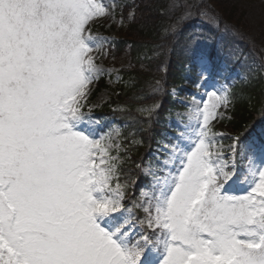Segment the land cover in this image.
<instances>
[{
	"label": "snow or ice",
	"instance_id": "obj_1",
	"mask_svg": "<svg viewBox=\"0 0 264 264\" xmlns=\"http://www.w3.org/2000/svg\"><path fill=\"white\" fill-rule=\"evenodd\" d=\"M175 7L185 11L165 35L197 11L208 15L199 0ZM116 8L0 0V264H264V145L236 136L226 153L217 144L224 134L212 121L226 117L235 94L203 54L195 88H211L208 99L201 107L193 96L187 113L177 112L185 131L165 145L161 168L145 170L151 190L126 205L128 182L111 154L119 129L99 133L87 105L89 85L105 71L93 53L114 44L92 25L116 22ZM162 90L157 80L153 92ZM158 108L139 111L151 117Z\"/></svg>",
	"mask_w": 264,
	"mask_h": 264
},
{
	"label": "rangeland",
	"instance_id": "obj_2",
	"mask_svg": "<svg viewBox=\"0 0 264 264\" xmlns=\"http://www.w3.org/2000/svg\"><path fill=\"white\" fill-rule=\"evenodd\" d=\"M152 1H155V2L159 1L160 2L161 0H104V3H106L109 6H111L113 3H115L117 5L116 22H112L111 20L97 22L96 24L92 25L91 30H92L93 34H98L101 36H108V37H112V38L116 39L117 35H119V33L121 32L122 35L125 36L126 33H128L129 25L133 21V19L132 20L128 19V14L133 11V7L135 8V4L136 3L138 4L137 10L146 11L147 9H149V5L152 3ZM165 1L169 2V11L171 12V14L169 16H173L177 20L183 14V12L185 11V8L184 7H175V8H171V10H170L171 5H173V4H176V5L190 4V2L193 0H165ZM209 1H210V4L214 5L216 8H217L216 5H221V4L224 5V6H220L222 9L226 10L228 8H232V5L228 4V2L231 3L230 0H209ZM234 1L244 3V7H243L245 9L244 12H246V8L248 7L247 13L250 16V19H252V21L255 25V28L257 29L259 27L260 30H262L263 26H264V16H262V7H264V6H261L259 4L258 0H234ZM232 2H233V0H232ZM233 3H235V2H233ZM126 4H128V5H126ZM121 5L123 6L122 8L120 7ZM161 5L165 6L164 1L161 2ZM235 5L237 6L238 3L237 4L235 3ZM253 9H256V11L259 12L257 14V16H256V14L252 13ZM121 15L124 18L123 24L119 23ZM143 15H144V13H143ZM162 16L165 18V19L161 20V22L163 23V29H165L169 25L176 22L175 20H168L167 21V16H165L163 13H162ZM198 17L203 18L197 12V14L193 17L194 21H190L188 19V20H185V21H187L186 23H182V24H181V22H184V21H181L179 23V27L176 28L177 34L184 32L183 31L184 28H187L185 31V33H186L187 31H189V27H190L191 31L196 32L195 38L197 39L199 37V32L200 31H206V29H207L206 22H203L201 20H199V22H196ZM183 24H184V26L181 27V25H183ZM208 24L212 25L213 27L216 26L214 21H211ZM201 26H203V28H201ZM130 32H131V30H130ZM223 33H225V32H223ZM155 35H158L157 39L161 42L162 33L158 32V34H155ZM217 35H218L216 37L217 41H222L225 38V36L220 32H218ZM253 36H255V35L253 34ZM167 38L165 39V43L167 41ZM204 41H205V39H203L202 42L199 43V45H198V47L201 50L204 47H207V45L204 44ZM93 55L96 58V63L105 69L106 74L114 73V77L116 78L117 81L123 80V78L120 79V77H121L120 73L122 70H127V67H128V62H129L128 48H123L121 52L114 53L113 45L107 44L103 48H101L99 50V52L94 51ZM222 67H223V65H222ZM107 84L108 85L104 90L101 89L99 91L98 95L96 94V98L91 102L92 106L99 105L101 103V101H104L105 99H107L109 97L110 92L112 91L113 88H115L114 87L115 84L113 83L112 79L111 80L108 79ZM89 88L91 90V92H90V94H91L93 91V88H94V81L89 85ZM187 88H188V91L183 90L182 95H177L178 98L186 105L185 109L181 110V111H175L173 114L167 115L168 125L173 127L174 129H175V127H178V128H180V130L182 132L185 131L184 125L188 123V120L187 121H180V119L177 117V112L187 113L189 107L192 105V96H195L196 102L198 104H200L201 101H204L205 98H207V96L204 95V92L212 90L211 88H209V89L208 88L207 89L202 88L199 90L198 89L194 90L193 88H190L189 86ZM91 105H89V106H91ZM200 106L202 107L203 105L200 104ZM86 108L88 110L87 106H86ZM223 110L224 109H220V111H223ZM185 119H187V118L185 117ZM212 123H213V121H212ZM180 130L176 131L177 135L179 133H181ZM216 132L223 133V130H221V128H217ZM231 144H232V141L230 142V144H226V148H224L226 153L228 151V146ZM165 145H166V143H164L160 148L165 149ZM156 160L157 159H155L154 162H151L150 164H148L144 170H146V169L156 170L157 166L155 165V163H158V162H156ZM160 164H162V161L160 162ZM242 189H243V185L237 184L233 187L232 190L236 194H240V191H242Z\"/></svg>",
	"mask_w": 264,
	"mask_h": 264
},
{
	"label": "trees",
	"instance_id": "obj_3",
	"mask_svg": "<svg viewBox=\"0 0 264 264\" xmlns=\"http://www.w3.org/2000/svg\"><path fill=\"white\" fill-rule=\"evenodd\" d=\"M230 1L231 3L228 2V4L232 5V8H228L225 10L220 7L224 6L222 4L216 5L217 8L212 5L213 12L218 13L217 18L219 17L223 21V27H225L226 24L229 25L232 30L242 34L246 42H248L249 45H251L252 48L257 51V53L263 54L264 26L262 30H260L259 27L256 29L252 19H250V16L247 13L248 7L246 8V12H244V3L236 2L233 0V2H235L236 4L238 3L239 5L236 6L235 3L232 2V0ZM160 6L162 7L161 3L159 4V2L158 4L152 3L151 8L144 11V15L141 12L140 20L137 18L134 23L129 26L131 30L130 35L136 39L133 42V47L131 50V57L133 58L132 60L136 63H143V61H148L151 63L150 57L142 55L140 46H143V43L140 40H157L158 35L155 34H158V32L161 31V13H163L164 10ZM139 21L140 25L137 29L136 27ZM134 26L135 28H133ZM253 34L255 36H253ZM252 41H254V45ZM141 59L143 61H141ZM136 76L137 79L132 81L130 84L128 82L129 85L118 86V94L111 100L113 104L123 102L124 99H126L128 96H135V89L137 90L141 86L140 82L141 78L143 77V72L137 73ZM262 79V77H259L256 82L253 83L250 87L248 85L247 87L242 88L241 92H239V101L231 108V119L225 120L227 121L225 123L226 126L230 128L233 133H241L245 129V127H248L255 115L259 114L262 110V101L264 99V82Z\"/></svg>",
	"mask_w": 264,
	"mask_h": 264
},
{
	"label": "bare ground",
	"instance_id": "obj_4",
	"mask_svg": "<svg viewBox=\"0 0 264 264\" xmlns=\"http://www.w3.org/2000/svg\"><path fill=\"white\" fill-rule=\"evenodd\" d=\"M253 14H256V16H257V14L259 13L258 11H256V9H253V12H252ZM260 16V15H259Z\"/></svg>",
	"mask_w": 264,
	"mask_h": 264
}]
</instances>
